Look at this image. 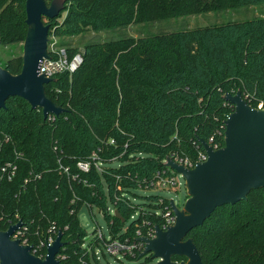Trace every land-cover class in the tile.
Here are the masks:
<instances>
[{
    "label": "trees",
    "instance_id": "1",
    "mask_svg": "<svg viewBox=\"0 0 264 264\" xmlns=\"http://www.w3.org/2000/svg\"><path fill=\"white\" fill-rule=\"evenodd\" d=\"M258 5L264 0H67L45 24L49 35L53 29L73 37ZM24 20L25 0H0L2 52L22 44ZM82 57L73 74H59L45 86L66 110L59 116L43 119L20 97L0 109V166L14 160V150L22 154L14 178L0 181V215H17L31 232L51 224L62 230L60 254H68L62 264H90L88 254L78 256L86 236L78 218L82 207L97 208L113 236L145 235L160 225L156 212L164 198L148 196L150 208L133 199L141 198L137 190L153 189L165 158L173 152L194 156L203 150L198 138L223 146L224 121L233 110L224 94L253 95V106L264 101V16L88 43ZM21 66V55L2 65L12 74ZM77 162H89V172L79 171ZM187 237L203 264H264V188L217 207ZM141 258V264L154 263L151 253L135 260Z\"/></svg>",
    "mask_w": 264,
    "mask_h": 264
},
{
    "label": "water",
    "instance_id": "2",
    "mask_svg": "<svg viewBox=\"0 0 264 264\" xmlns=\"http://www.w3.org/2000/svg\"><path fill=\"white\" fill-rule=\"evenodd\" d=\"M67 0H25L26 34L22 42V66L17 74L0 65V109L10 97H20L33 109L41 111L43 119L59 116L66 111L46 95L45 86L56 81L39 74V64L48 54L49 25L43 18H56L65 8ZM223 99L233 105V111L224 121L223 146L214 149L198 138L207 159L197 162L191 169L165 158L164 165L182 175L187 198L181 208L173 200L170 206L175 222L166 230L155 226L154 237H139L145 246L139 257L151 253L153 264H203L192 238L187 237L201 226L217 207L233 205L247 199V195L264 188V109L251 107L238 90L224 94ZM116 217L123 221L118 211ZM21 221L0 229V264H60L57 255L64 245L62 230L41 258L31 247L12 239ZM173 256L183 257L180 261Z\"/></svg>",
    "mask_w": 264,
    "mask_h": 264
},
{
    "label": "built area",
    "instance_id": "3",
    "mask_svg": "<svg viewBox=\"0 0 264 264\" xmlns=\"http://www.w3.org/2000/svg\"><path fill=\"white\" fill-rule=\"evenodd\" d=\"M48 54L49 58L44 59L39 64L38 70L39 74H43L47 78H55L57 75L63 73H68L69 75H71L80 67L83 62L82 51H78L73 55H69L67 47L59 45L52 32L49 35ZM242 98L251 107L264 109V101H256L255 106L251 104L255 101L253 95L245 94L244 96H242ZM48 117L50 119H53L54 116L49 115ZM9 140L10 138L6 137L4 139V142H8ZM209 142H212V138L209 139ZM110 144H114V141L110 140ZM1 145L2 144L0 143V148ZM212 147L214 149L220 148L217 147V145H214ZM14 157V160L7 161L0 166V181H11L14 178L17 170L16 161L22 158V154L14 150ZM167 157H169L175 163L189 169L193 168L197 162H202L207 159V155L204 150H199L194 156H182L177 152H173ZM164 163L165 160L163 161V168L157 170L154 173V176L150 182L151 186H153V189H155V187L167 190L179 189L184 183V181H182L184 180L182 175L176 173L173 169L166 167ZM76 166L78 170L83 173H87L90 170L89 162H77ZM97 169L101 171L100 168L97 167ZM64 171L67 172V169H64ZM163 202L164 207L162 208V210L156 212V215H158L161 220L159 227L163 230H166L168 227L174 224L175 217L170 206V200L164 199ZM107 212H109L110 214H114L113 207H107ZM136 215L137 214H135V216ZM19 221H21L22 224L13 232L11 238L18 239L21 244L29 245L31 247V252L34 255L43 258L46 255L47 247L56 238L58 230H56L55 227L51 224L44 231L41 230L40 226H37L35 231L31 232L29 225L23 223V221L17 215H15L13 218L4 214L0 215V223H2V225L4 226L3 230H7L8 227L17 224V222ZM154 227L155 226H150L147 229L145 235H142L139 230H136L133 237L131 238L130 236L124 234L125 231L120 232V234L122 233V236H119L120 234L113 236L109 233L108 227L107 230L109 234L105 235L100 226H95L90 235L91 237L86 235L84 237L83 243L80 246L83 249L84 253L88 254L90 264L93 261L99 264L100 255L104 256L106 254L111 255L116 259H134L143 252L145 246V244L142 241H139L138 238H153L155 233ZM88 237H90L91 240L85 243ZM62 248L63 246L61 247V249ZM65 258L66 257L64 256V254H60V252L58 253L57 259L60 261V264H62L61 261L65 260Z\"/></svg>",
    "mask_w": 264,
    "mask_h": 264
},
{
    "label": "rangeland",
    "instance_id": "4",
    "mask_svg": "<svg viewBox=\"0 0 264 264\" xmlns=\"http://www.w3.org/2000/svg\"><path fill=\"white\" fill-rule=\"evenodd\" d=\"M49 2V1H47ZM264 16V5L258 6H248V7H239L235 9H228L221 12H206L203 14H195L189 15L182 18L163 20L156 23L151 24H132L127 28H115L110 30H104L99 32L87 31L81 35L73 36V37H60L54 35L58 44L68 47H77L79 51H83V48L88 43L93 42H104L117 40L122 37H143L147 34H154L160 31L168 32V31H176L180 29H193L197 27H203L212 24H222L229 21H243L249 20L252 18ZM48 20L43 18V22L46 23ZM53 33V29L51 31ZM54 34V33H53ZM22 54L21 43L13 45L11 47L3 49V52L0 49V65L2 66L7 58L13 56H18ZM112 166H116V163H113ZM184 181V180H182ZM137 194L141 198L134 197V202H138L143 204L146 208H150L148 206L149 199L148 196H155L158 198H164L167 200H173L175 204L181 208L184 201L187 198L186 190L184 183L179 189H160L155 187V189L146 190L140 189L136 191ZM110 205V203H108ZM158 211H160L158 209ZM93 215V216H92ZM78 218L81 226L86 230L87 236H90L93 228L95 226H100L101 230L105 235H108L107 223L103 218V215L97 208H87L82 207L78 212ZM130 220L126 222L129 224ZM48 225L46 226V229ZM91 237V236H90ZM88 237L85 241L87 243L91 238ZM90 238V239H89ZM81 247V246H80ZM76 254L79 251L76 250ZM84 251H80L78 256L82 257ZM64 256L67 258L68 254L64 252ZM82 259V258H81ZM153 262H156V259H152ZM143 262V258L139 260L131 259V258H120L116 259L111 255H100L99 264H141ZM91 264H97L94 261Z\"/></svg>",
    "mask_w": 264,
    "mask_h": 264
}]
</instances>
